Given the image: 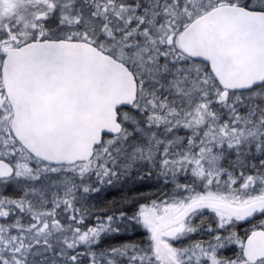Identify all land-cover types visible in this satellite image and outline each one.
<instances>
[{
    "label": "snow or ice",
    "instance_id": "1",
    "mask_svg": "<svg viewBox=\"0 0 264 264\" xmlns=\"http://www.w3.org/2000/svg\"><path fill=\"white\" fill-rule=\"evenodd\" d=\"M0 264H264V0H0Z\"/></svg>",
    "mask_w": 264,
    "mask_h": 264
}]
</instances>
